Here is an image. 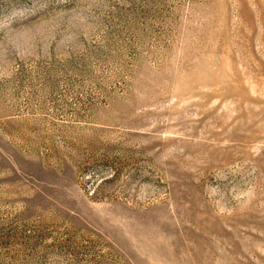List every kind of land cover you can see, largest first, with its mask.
I'll list each match as a JSON object with an SVG mask.
<instances>
[{
  "label": "rangeland",
  "instance_id": "374dc122",
  "mask_svg": "<svg viewBox=\"0 0 264 264\" xmlns=\"http://www.w3.org/2000/svg\"><path fill=\"white\" fill-rule=\"evenodd\" d=\"M0 264H264V0H0Z\"/></svg>",
  "mask_w": 264,
  "mask_h": 264
}]
</instances>
